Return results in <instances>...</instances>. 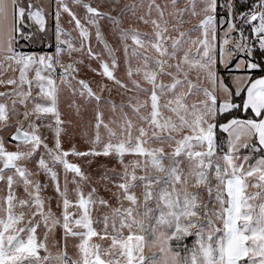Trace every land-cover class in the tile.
<instances>
[{
	"label": "snow or ice",
	"instance_id": "6c2138e0",
	"mask_svg": "<svg viewBox=\"0 0 264 264\" xmlns=\"http://www.w3.org/2000/svg\"><path fill=\"white\" fill-rule=\"evenodd\" d=\"M55 2V54L36 55L18 49L21 40L44 42L26 31L35 24L38 32H46L44 10L32 0H0V75L19 73L0 79V85L16 86L11 93L0 92L16 97L11 109L0 103V131L14 129L10 139L17 142L9 150L0 136V182L6 193L0 196V264H264V0H199V11L198 0H185L184 8L170 0L167 16L169 3L162 7L156 0H149L147 12L139 16L135 3L120 9L121 15L130 12L150 25L151 32L122 27L120 17L112 15L120 0H110L109 12L87 0H71L84 10L82 17L66 0ZM242 7L246 10L238 11ZM62 13L74 24L79 46L61 26ZM186 13L199 18L196 39L180 30ZM105 20L118 33L125 62H141L136 69L127 67L131 88L114 74L118 49L104 39L100 22ZM91 29L110 63L93 51ZM84 56L99 62L100 70L85 66L123 89L121 95L135 93L126 105L102 100L106 84L97 94L87 80L77 79ZM57 67L62 69L59 83L53 76ZM221 67L227 77L220 75ZM60 85L96 102L88 151L63 149ZM101 103L111 105L107 123ZM11 117H17L14 124ZM41 128L51 130L52 147ZM69 156L89 157V166L92 158H111L119 171L106 169L97 179ZM33 162L36 167L29 168ZM41 172L52 182L59 213L53 197L42 194L49 185L34 178ZM188 237H194L191 245L185 243ZM70 240L74 257L68 252ZM154 248L159 257L145 254Z\"/></svg>",
	"mask_w": 264,
	"mask_h": 264
},
{
	"label": "rangeland",
	"instance_id": "374dc122",
	"mask_svg": "<svg viewBox=\"0 0 264 264\" xmlns=\"http://www.w3.org/2000/svg\"><path fill=\"white\" fill-rule=\"evenodd\" d=\"M252 1V0H251ZM66 2L69 4L70 7L73 8V11L77 13L78 16L82 17L84 14V10L80 7H77L72 4L71 0H66ZM87 2H90L93 7H99L100 11L102 12H109L111 11L110 7V0H87ZM168 2L169 6L165 11V15L167 16V13L172 11L170 0H156L157 4H161L163 7L164 3ZM32 3L35 5H38L40 8L44 10V14L46 17V32L40 33L38 32V26L35 24H32L30 28L26 29V31H30L35 33L38 36H41L44 38L43 43L39 42H31V41H20L21 47L18 49L20 51H23L27 54H36V55H54L56 50V31H55V11L57 10V4L55 0H32ZM137 4V16L142 15L147 12L148 10V3L149 0H120V4L116 7V11L112 12L113 16H119L120 19L123 21L122 27L127 28L129 24H131L133 27L137 28L141 32H151V26L145 25L139 20L132 17V14L130 12L125 13L123 15L120 14V9L124 7L126 4ZM142 6H139L141 5ZM178 8H184L185 7V0H179V3L177 5ZM199 0L197 2V11H199ZM157 13L153 11L152 17L156 18ZM170 19V17H169ZM198 17H192L190 14L186 13L184 15V20L186 21L180 28L181 31H190L191 37L193 39H196L197 37L201 36L200 32L193 31L194 27L198 23ZM70 17L66 13L61 14V26L66 32H69L71 36L73 37V43L76 44V46H79V40H78V32L74 30V24L69 23ZM101 30L104 35V39L107 41V43L114 49H118L115 53V56L118 61V67L115 69V76L120 79L123 83L127 84L129 88L132 87L131 81L129 77L127 76V67L130 66L133 69H136L141 66V62L135 58H131L129 63L125 62V56L123 52V47L121 45V41L119 39L117 31L114 30V26L108 22V21H101ZM226 27V25L224 26ZM92 35L90 39V43L93 47L94 52H99L103 55L104 60L106 62H111L110 57H108L107 53L104 50L103 44H98L95 38V30L91 29ZM223 29L220 30V35L222 36ZM175 35V33H173ZM233 35H236V33H233ZM65 37H62V39ZM129 45H131V41H127ZM219 44V39L218 42ZM131 49H129V52ZM73 58H81L80 53H73ZM84 59V65H80L81 72L77 76V79H84L87 80L90 83V86L93 88V91H95L97 94L100 93L99 85L101 83H104L107 85V88L104 90L102 95V100L104 99H111L114 103L117 105H120L122 102L126 105L128 98L130 96L135 95L134 92L129 91L125 93L124 95H121V93L124 91L121 89L118 85H115L112 81L107 80V78H103L100 75H97L95 72L89 71V69L85 66L88 64H91L93 68L99 69V62L96 60H89L86 56L82 57ZM62 59L64 63H69V58L67 55L62 56ZM62 73V69L59 67L56 68V71L53 73L54 78L57 79V83H59V76ZM18 71L12 72L11 70H8L6 72H3L2 75H0V79L7 80L9 78H18ZM30 78L34 75V72H31ZM220 75L227 77L228 73L221 67L220 69ZM131 79L137 80L140 82V84L144 87H147V84L142 80L140 76L133 75ZM167 82V79H166ZM73 85L75 86V82L73 81ZM15 85H7L3 84L0 85V92L2 93H11L12 89L15 88ZM108 89H111V95H109ZM25 90H27V86H25ZM33 95H36V92H33ZM143 94H141V99H143ZM16 99L14 96H0V103H5L9 109L12 107V100ZM197 97L193 96L191 98V101H196ZM163 102V101H162ZM70 105H72L70 107ZM77 106H79V112H77ZM29 108L32 107V104L29 103ZM17 108L20 109V111H23V106L19 105L17 103ZM59 108L62 113V120L65 121V124L63 125L65 131L61 135V141L62 146L64 150H70L73 146L78 151H88L91 148L90 141L94 138V124H95V114H96V102L93 100L91 102H86V100L82 97H80L78 94L73 95L71 89H69L66 85H60V93H59ZM100 110L103 112V119L107 123L109 122V118L113 116V113L111 111V105L101 103ZM131 118L135 120L134 117H132L131 109L125 107L124 109ZM17 117H11L9 120L10 124H14ZM22 119V117H20ZM50 119V117L48 118ZM112 127H115V125H110ZM14 129L10 131H0V136H3L5 140V146L9 150H15V144L17 142H14L10 139V136L12 135V132ZM41 133L48 137L47 143L49 144V147L53 146V134L51 130L46 128H41ZM102 139L104 141L107 140V133L103 128L100 129ZM41 152H43V149H41ZM130 157H127L128 159ZM38 159V157H37ZM45 159L47 160V156H45ZM68 159L71 162L80 164L86 174H91L95 178H99V175L103 173L106 169H112L116 168L117 171H119V165L112 160L111 158L106 157H96L92 158L93 163L89 166L85 164V161L89 159V157H73L69 156ZM101 165H105L106 168L101 167ZM51 166V165H50ZM29 168L34 169L36 167L35 163H29ZM55 170L59 173L61 185H63V169L62 166L56 165ZM35 179H39L42 183H47L49 187L44 190L42 193L45 197H53L52 205L53 210L59 213V209L55 207L56 205V193L54 190V187L52 186V182L49 180L47 176L44 175L43 172L38 177H34ZM68 179H72V174H68ZM73 185H69L70 189V195L74 196V193L71 192V189L73 188ZM4 185L2 182H0V196L5 195ZM19 194H22V189L19 190ZM205 199L207 197L205 196ZM39 231V230H38ZM57 238L60 236V230H57L56 233ZM51 239V237H50ZM194 240V237H188L185 243H188L189 245L192 244ZM73 241L70 240L68 244V252L69 255L75 256V248L73 246ZM53 254H55L56 249H51ZM156 253V255L159 257L161 254L159 253L158 248H154L151 251L145 250V254L151 256L152 254Z\"/></svg>",
	"mask_w": 264,
	"mask_h": 264
},
{
	"label": "trees",
	"instance_id": "16d2710c",
	"mask_svg": "<svg viewBox=\"0 0 264 264\" xmlns=\"http://www.w3.org/2000/svg\"><path fill=\"white\" fill-rule=\"evenodd\" d=\"M248 2L251 3L252 1L251 0H248ZM245 10H246V8H243V7L238 9V11H245ZM256 57H257V59H260L261 58L259 52H257ZM260 74L261 73H259V72L256 73V75H260ZM221 139H223V134H221Z\"/></svg>",
	"mask_w": 264,
	"mask_h": 264
},
{
	"label": "water",
	"instance_id": "95a60500",
	"mask_svg": "<svg viewBox=\"0 0 264 264\" xmlns=\"http://www.w3.org/2000/svg\"><path fill=\"white\" fill-rule=\"evenodd\" d=\"M14 142H16V141H14Z\"/></svg>",
	"mask_w": 264,
	"mask_h": 264
}]
</instances>
